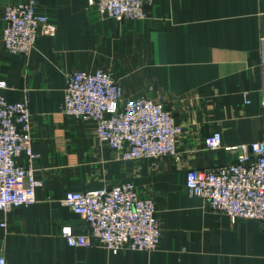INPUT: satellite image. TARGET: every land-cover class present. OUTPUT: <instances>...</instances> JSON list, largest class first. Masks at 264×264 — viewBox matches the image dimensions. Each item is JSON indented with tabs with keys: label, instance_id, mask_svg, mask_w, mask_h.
<instances>
[{
	"label": "crops",
	"instance_id": "crops-1",
	"mask_svg": "<svg viewBox=\"0 0 264 264\" xmlns=\"http://www.w3.org/2000/svg\"><path fill=\"white\" fill-rule=\"evenodd\" d=\"M25 1L0 0V17L5 5ZM36 9L54 20V36L39 34L28 55L7 52L0 41V95L27 100L34 176L43 182L33 204L0 210L4 264H264L258 220L232 222L185 188L189 169L235 160L237 151L224 146L264 143V0H154L145 17L123 20L87 0H36ZM97 69L111 74L124 99L146 95L171 112L183 126L177 159L121 160L98 141L94 121L61 113L66 74ZM215 131L221 147L208 148ZM122 181L153 199L158 246L116 253L68 246L61 225L75 233L88 225L61 199Z\"/></svg>",
	"mask_w": 264,
	"mask_h": 264
},
{
	"label": "built area",
	"instance_id": "built-area-1",
	"mask_svg": "<svg viewBox=\"0 0 264 264\" xmlns=\"http://www.w3.org/2000/svg\"><path fill=\"white\" fill-rule=\"evenodd\" d=\"M154 0H87L101 15L123 19L145 17ZM56 23L36 9V0L7 4L0 17V41L10 53L28 55L39 34L54 36ZM61 113L95 122L99 142L118 152L121 160L172 155L178 158L176 137L183 126L154 98L122 97V87L105 70H71L65 77ZM5 82L0 81V88ZM259 95L264 106V62L260 64ZM247 103L248 100L246 99ZM31 114L27 100L9 102L0 95V210L8 211L36 201L43 182L34 176ZM221 134L205 138L208 148L221 147ZM235 160L206 169H189L185 188L206 201L211 210L234 222L256 219L264 226V143L236 146ZM61 203L83 217L87 233H75L70 224L60 227L68 246L101 245L112 253L121 249L153 250L161 229L150 196L141 195L131 181L110 187L70 191ZM0 264L4 258L0 255Z\"/></svg>",
	"mask_w": 264,
	"mask_h": 264
}]
</instances>
